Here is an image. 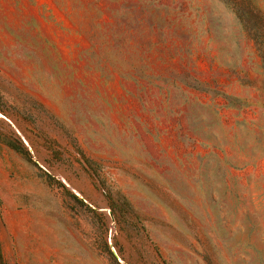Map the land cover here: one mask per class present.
<instances>
[{"label": "rangeland", "instance_id": "1", "mask_svg": "<svg viewBox=\"0 0 264 264\" xmlns=\"http://www.w3.org/2000/svg\"><path fill=\"white\" fill-rule=\"evenodd\" d=\"M0 264H264V0H0Z\"/></svg>", "mask_w": 264, "mask_h": 264}, {"label": "trees", "instance_id": "2", "mask_svg": "<svg viewBox=\"0 0 264 264\" xmlns=\"http://www.w3.org/2000/svg\"><path fill=\"white\" fill-rule=\"evenodd\" d=\"M26 156H28V155L26 154Z\"/></svg>", "mask_w": 264, "mask_h": 264}]
</instances>
